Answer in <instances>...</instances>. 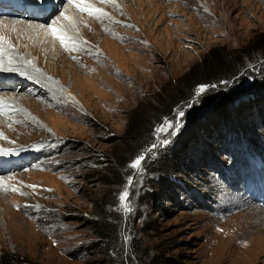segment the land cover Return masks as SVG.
Listing matches in <instances>:
<instances>
[{"label":"rangeland","instance_id":"rangeland-1","mask_svg":"<svg viewBox=\"0 0 264 264\" xmlns=\"http://www.w3.org/2000/svg\"><path fill=\"white\" fill-rule=\"evenodd\" d=\"M10 22L33 66L0 68V264H264V0H0ZM210 51L235 75L184 86Z\"/></svg>","mask_w":264,"mask_h":264},{"label":"trees","instance_id":"trees-1","mask_svg":"<svg viewBox=\"0 0 264 264\" xmlns=\"http://www.w3.org/2000/svg\"><path fill=\"white\" fill-rule=\"evenodd\" d=\"M224 57L225 58H221L219 55L216 56L214 51H210L208 55H206L203 58V62L201 65L197 66L195 69L190 70L188 72L187 74L188 78L186 77L187 80L184 79V83L182 84H184V86H187V83H190L192 81L196 86H202V85H212V84L215 85L222 81H228L235 74L230 66V56L225 54ZM134 126L135 125L132 122L126 136H130L132 140L138 143L140 137H136L137 131L134 130ZM121 142L122 144H124L125 140L124 143L123 141ZM149 145L150 144L146 138L142 139V142L137 148V150L139 149L142 151L143 149H147ZM134 153H137L136 150L130 151L129 155L131 154L132 156L134 155ZM93 227H94V234L99 237L100 242L102 241L106 245L107 249L109 248L107 250L108 252L114 249L120 250L122 243L119 240V238L118 239L116 238L115 232L117 231L114 230L116 229V227L115 226L113 227L112 224H110L107 221L106 217L97 219ZM141 262H143V260L140 259V263ZM103 263L112 264V257L107 254V260H103ZM142 264H147V263L144 262Z\"/></svg>","mask_w":264,"mask_h":264},{"label":"bare ground","instance_id":"bare-ground-1","mask_svg":"<svg viewBox=\"0 0 264 264\" xmlns=\"http://www.w3.org/2000/svg\"><path fill=\"white\" fill-rule=\"evenodd\" d=\"M77 3V2H76ZM74 5V4H73ZM5 7V6H4ZM8 7V6H7ZM20 25H18V27H17V30H18V34H21L22 33V30L23 29H26V28H24V27H28L26 30H27V33H28V37L29 38H31V37H34L35 35H36V33H37V30H36V24H24L23 22L22 23H19ZM11 22L10 23H2V24H0V26H9V28L11 27ZM15 34H17L16 32H15ZM18 38H19V36L18 35H16L15 37H14V39H15V41L17 42V44H18V47H14V46H9L6 50L8 51L7 53H8V55H10L11 56V60L10 61H8V62H5L4 61V57H5V53L4 52H2V51H0V53H1V55H0V68H5V70H8L9 72H12L13 73V76H17V78L18 77H21V78H23V77H26L27 75H26V72L28 73H31L29 70H31L32 69V66H33V62L31 61V60H29L28 59V56H27V54L25 55V54H21V52H20V41L18 40ZM0 48H2V46H1V44H0ZM17 61H20L21 62V66H23V67H25L24 69H22V70H20V69H18V68H16L14 65H17ZM10 70H14V71H10ZM28 73V75H29V77L31 76L30 74ZM21 74H23V75H21ZM28 77V78H29ZM32 77V76H31ZM34 78H36V79H40L39 77H37V76H35ZM12 82H14V81H12ZM53 86H45L44 85V89L45 90H48L49 92H54L55 90L52 88ZM29 88V87H28ZM35 93H36V91H35ZM37 94H39V92L37 93ZM40 95V94H39ZM6 98V100H5V103L6 104H10V103H12L10 100H9V98H8V96H6L5 97ZM28 99V98H27ZM27 99L25 98V97H21L20 99H16L15 98V102L16 103H20V105H24V103H26L27 102ZM19 100V101H18ZM13 105H14V103H13Z\"/></svg>","mask_w":264,"mask_h":264}]
</instances>
